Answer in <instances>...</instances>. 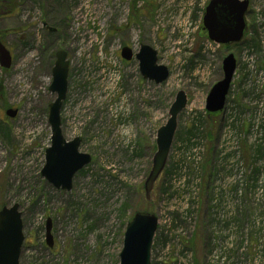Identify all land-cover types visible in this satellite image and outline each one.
Returning a JSON list of instances; mask_svg holds the SVG:
<instances>
[{"label":"rangeland","instance_id":"374dc122","mask_svg":"<svg viewBox=\"0 0 264 264\" xmlns=\"http://www.w3.org/2000/svg\"><path fill=\"white\" fill-rule=\"evenodd\" d=\"M1 1L15 8L0 15V41L13 55L9 70L0 65V210L20 206V264H120L137 212L159 219L152 264H264V0H249L244 39L229 46L204 31L211 0ZM142 44L169 69L165 83L121 58L123 47L136 54ZM61 50L70 64L64 136L82 138L80 152L92 157L70 192L41 175ZM230 54L237 69L226 107L210 114ZM180 91L188 104L147 201L157 132Z\"/></svg>","mask_w":264,"mask_h":264},{"label":"water","instance_id":"95a60500","mask_svg":"<svg viewBox=\"0 0 264 264\" xmlns=\"http://www.w3.org/2000/svg\"><path fill=\"white\" fill-rule=\"evenodd\" d=\"M250 7L249 0H211L206 7L203 25L210 41L229 46L238 44L244 38L247 24L246 15ZM51 33L56 29L49 28ZM67 53L58 51L52 70V84L49 88L56 95L55 101L49 106V124L51 127V146L45 153V165L41 175L48 183L58 190L70 192L73 188V179L77 173L92 162V157L82 154L80 147L82 138L77 137L68 141L63 132L61 110L67 98L69 61ZM121 58L130 62L135 58L139 62L140 73L144 80L156 85L165 83L170 77L166 66L159 64L158 52L142 44L138 53L126 46L121 51ZM13 64V56L7 47L0 41V65L9 70ZM237 61L233 54L223 61L224 78L211 89L206 109L210 114L222 112L227 102ZM188 104L187 95L180 91L170 108L169 119L165 126L157 132L156 153L150 174L145 182L144 191L147 201L152 200L155 183L163 173L174 138L178 128V118ZM18 110L8 109L9 118H16ZM159 228V219L149 212H137L127 225L123 250L120 253V264H151V253L154 238ZM24 225L20 206L3 207L0 210V264H20L25 237ZM52 222L46 223V244L54 246Z\"/></svg>","mask_w":264,"mask_h":264},{"label":"trees","instance_id":"16d2710c","mask_svg":"<svg viewBox=\"0 0 264 264\" xmlns=\"http://www.w3.org/2000/svg\"><path fill=\"white\" fill-rule=\"evenodd\" d=\"M15 8V5H13V2L10 1H5V3H3L2 7H0V15H1V11H4L5 13H10L13 11V9ZM216 115V114H215ZM3 133H5L6 136H9L8 132L6 130H2ZM210 140L212 139L211 135L209 136ZM196 264H198V262H196Z\"/></svg>","mask_w":264,"mask_h":264},{"label":"flooded vegetation","instance_id":"af4514ba","mask_svg":"<svg viewBox=\"0 0 264 264\" xmlns=\"http://www.w3.org/2000/svg\"><path fill=\"white\" fill-rule=\"evenodd\" d=\"M3 3H5L4 1L0 0V7H2ZM5 13L4 11H1V14Z\"/></svg>","mask_w":264,"mask_h":264}]
</instances>
